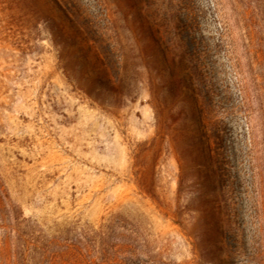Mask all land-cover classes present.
<instances>
[{"label":"rangeland","instance_id":"374dc122","mask_svg":"<svg viewBox=\"0 0 264 264\" xmlns=\"http://www.w3.org/2000/svg\"><path fill=\"white\" fill-rule=\"evenodd\" d=\"M264 264V0H0V264Z\"/></svg>","mask_w":264,"mask_h":264},{"label":"trees","instance_id":"16d2710c","mask_svg":"<svg viewBox=\"0 0 264 264\" xmlns=\"http://www.w3.org/2000/svg\"><path fill=\"white\" fill-rule=\"evenodd\" d=\"M46 249L43 247L38 248V251H35V253L39 256L40 258V263L41 264H53L56 254L54 253H45Z\"/></svg>","mask_w":264,"mask_h":264}]
</instances>
